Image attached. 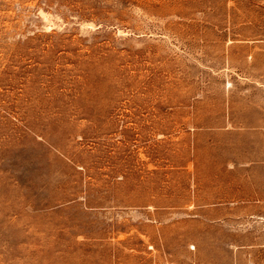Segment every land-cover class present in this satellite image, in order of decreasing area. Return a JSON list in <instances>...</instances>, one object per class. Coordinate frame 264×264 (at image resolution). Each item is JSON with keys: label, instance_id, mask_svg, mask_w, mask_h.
Wrapping results in <instances>:
<instances>
[{"label": "rangeland", "instance_id": "374dc122", "mask_svg": "<svg viewBox=\"0 0 264 264\" xmlns=\"http://www.w3.org/2000/svg\"><path fill=\"white\" fill-rule=\"evenodd\" d=\"M0 264H264V0H0Z\"/></svg>", "mask_w": 264, "mask_h": 264}]
</instances>
